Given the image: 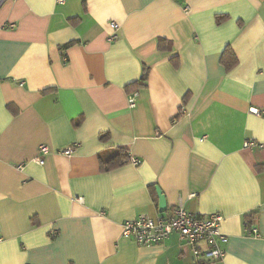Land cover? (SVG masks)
Instances as JSON below:
<instances>
[{"label": "crops", "instance_id": "crops-1", "mask_svg": "<svg viewBox=\"0 0 264 264\" xmlns=\"http://www.w3.org/2000/svg\"><path fill=\"white\" fill-rule=\"evenodd\" d=\"M252 109L264 110V0H0V264H195L177 234L122 237L125 221L180 204L223 216L225 264H264V148H244L264 144V115ZM118 147L141 164L103 171Z\"/></svg>", "mask_w": 264, "mask_h": 264}, {"label": "built area", "instance_id": "built-area-1", "mask_svg": "<svg viewBox=\"0 0 264 264\" xmlns=\"http://www.w3.org/2000/svg\"><path fill=\"white\" fill-rule=\"evenodd\" d=\"M63 0H59L62 2ZM111 27L116 31L119 26L111 22ZM14 28V24L9 25ZM116 39L115 32L110 36ZM138 94L131 95L130 107H133ZM257 115H264V110L252 109ZM245 149L264 148V144L254 141H246ZM74 146L66 147L62 154L71 155ZM48 147L41 145L40 155L34 160L38 165L45 163L44 156L48 153ZM141 160L137 157H129V162L134 166H139ZM192 195L191 197H193ZM223 216L220 214H193L183 204L175 207L171 214L165 218H154L147 214H141L137 218L125 221L122 224V237L131 239L138 245L150 246L159 245L169 239L173 234L178 235L179 248L182 252L190 251L194 257L195 264H225V245L228 237L221 231ZM247 234L252 237H258L259 231L256 227L248 229ZM55 232L52 233L54 237Z\"/></svg>", "mask_w": 264, "mask_h": 264}, {"label": "trees", "instance_id": "trees-1", "mask_svg": "<svg viewBox=\"0 0 264 264\" xmlns=\"http://www.w3.org/2000/svg\"><path fill=\"white\" fill-rule=\"evenodd\" d=\"M226 19V16H219L217 17V23L221 24L224 20ZM74 42L69 43L65 46V48L73 45ZM158 49L160 51H168L172 49V43L170 41H166L164 39H159L158 41ZM221 62L224 64V66L227 69L233 68L237 64V57L234 54L233 50L230 47H227L225 51L222 54ZM149 74V68L144 67L142 77L139 81H136L132 84L127 85L126 91L129 93H132L136 91L138 88L145 86V83L147 81ZM188 96L184 98V105L187 103ZM182 111V110H181ZM178 114L177 117L181 115V112ZM108 138L107 134H102L100 136L101 141H106ZM129 157L130 155L128 154L127 149L125 148H115L113 151H110L108 153H103L100 155V163H101V168L103 171H109L118 167H121L129 162Z\"/></svg>", "mask_w": 264, "mask_h": 264}, {"label": "water", "instance_id": "water-1", "mask_svg": "<svg viewBox=\"0 0 264 264\" xmlns=\"http://www.w3.org/2000/svg\"><path fill=\"white\" fill-rule=\"evenodd\" d=\"M167 208L166 200L164 195L160 192V202H159V210L160 212L165 211Z\"/></svg>", "mask_w": 264, "mask_h": 264}]
</instances>
